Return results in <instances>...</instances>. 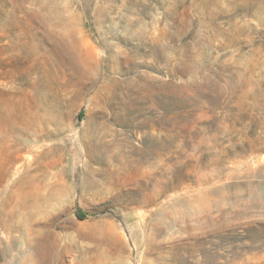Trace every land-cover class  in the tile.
I'll use <instances>...</instances> for the list:
<instances>
[{
	"label": "rangeland",
	"instance_id": "1",
	"mask_svg": "<svg viewBox=\"0 0 264 264\" xmlns=\"http://www.w3.org/2000/svg\"><path fill=\"white\" fill-rule=\"evenodd\" d=\"M0 264H264V0H0Z\"/></svg>",
	"mask_w": 264,
	"mask_h": 264
},
{
	"label": "bare ground",
	"instance_id": "2",
	"mask_svg": "<svg viewBox=\"0 0 264 264\" xmlns=\"http://www.w3.org/2000/svg\"><path fill=\"white\" fill-rule=\"evenodd\" d=\"M57 200H59V199L57 198Z\"/></svg>",
	"mask_w": 264,
	"mask_h": 264
}]
</instances>
